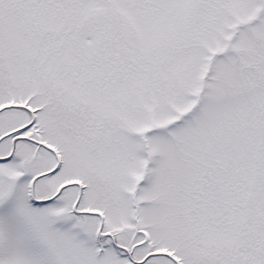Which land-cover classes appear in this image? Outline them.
<instances>
[{
	"label": "snow or ice",
	"instance_id": "snow-or-ice-1",
	"mask_svg": "<svg viewBox=\"0 0 264 264\" xmlns=\"http://www.w3.org/2000/svg\"><path fill=\"white\" fill-rule=\"evenodd\" d=\"M0 264H264V0H0Z\"/></svg>",
	"mask_w": 264,
	"mask_h": 264
}]
</instances>
